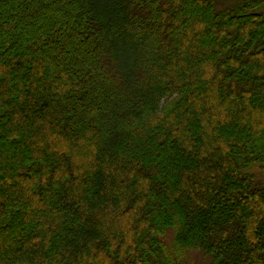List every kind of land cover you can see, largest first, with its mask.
Instances as JSON below:
<instances>
[{
	"label": "trees",
	"instance_id": "16d2710c",
	"mask_svg": "<svg viewBox=\"0 0 264 264\" xmlns=\"http://www.w3.org/2000/svg\"><path fill=\"white\" fill-rule=\"evenodd\" d=\"M264 0H0V264H264Z\"/></svg>",
	"mask_w": 264,
	"mask_h": 264
},
{
	"label": "rangeland",
	"instance_id": "374dc122",
	"mask_svg": "<svg viewBox=\"0 0 264 264\" xmlns=\"http://www.w3.org/2000/svg\"><path fill=\"white\" fill-rule=\"evenodd\" d=\"M187 261L189 264H210V259L199 251L189 252Z\"/></svg>",
	"mask_w": 264,
	"mask_h": 264
}]
</instances>
